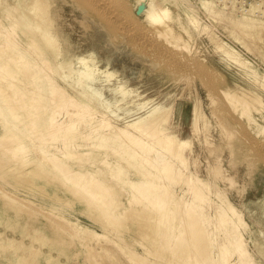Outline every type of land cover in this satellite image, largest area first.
Segmentation results:
<instances>
[{
    "label": "bare ground",
    "instance_id": "obj_1",
    "mask_svg": "<svg viewBox=\"0 0 264 264\" xmlns=\"http://www.w3.org/2000/svg\"><path fill=\"white\" fill-rule=\"evenodd\" d=\"M72 3L73 9H71L70 12L73 13L74 16L71 19H66L64 15L58 12V9L53 11L49 8L50 3L48 0H19L21 8L25 10L26 14L35 19L34 24L37 26L36 32H31V34L28 30H22L30 47H37V50L40 49L42 52L52 49V47L60 51L61 59L58 60L55 55H53V59L56 62V66L61 68L64 78L66 77V79H63L65 80L63 82L65 85L63 86L62 84H58L54 77L49 76L50 70L54 69V66L46 57L41 58L40 62L42 67H39L38 63H36L38 71H42V77H44V79L46 78L45 81L41 80L43 82L40 83L38 81L42 77L40 75L37 76L35 71H31L30 66L27 65L31 61L24 55H14L15 50L19 49L21 45L20 42L16 40V23H14L10 29L7 28L4 33L1 32L2 43H0V50L6 55L4 60V65L7 67L6 76L9 82H12V94L17 95L15 97L17 100L15 99L14 103H18L15 105L12 104L11 100L13 98L11 99L10 92H8L10 90H5L0 85V94L3 96L2 99L4 102V105L0 106V114L3 116L4 120H6V124L12 129L19 128L20 126L15 120L20 118L24 120L26 115H35L37 112H32V109L34 107H43L41 115L32 118L30 123L31 127L41 124L48 130V135H39L40 142H44V148L45 144L47 145L46 149L41 153L43 162L51 163L54 168L61 170L65 174V179L62 180V182L70 183V189L76 194H85L88 201L98 202L99 206L103 207V209L109 213L108 219L112 220V223L118 224L117 226L123 223L119 212L118 215L114 212V210H117L122 204L121 201L123 196L121 182L128 183L129 186H131V190L133 188L136 192L127 197L131 202L127 201L129 205L131 206L133 203L141 205V199H145V202L143 206L137 207L136 209L125 208L124 211L122 210V214L124 215V213L131 212L133 217L137 219L136 221L139 220V225L141 222V225L138 227L140 228L139 232L147 236V238L149 235H152L153 239L160 240L161 249L166 240L169 242V230L174 227L176 222H181L180 231H177L179 235H176L177 238H175L174 243L171 245L172 252L174 253L173 255L170 254V256H173V258L178 256V259L175 261L184 258L192 262L195 261L197 264L247 263L249 260V253L243 239V233L237 230L239 223H231L230 219H232V217L229 215V211H231L232 214H236L235 217H239L240 224H245L244 219L231 203H228L229 210H225L221 205L217 206L218 209L216 207L217 212L215 215L218 219L217 227L224 230L227 233V237L219 245L222 258L217 260L211 256L213 242L210 232L207 229V219L210 215L209 211L211 206L209 198L203 189L205 188L204 186L208 189L209 183L204 181L197 174L192 177V183L194 185L192 184L193 187H190L191 200L189 204H187V209L183 214L179 213L178 215V211H181L179 210L180 204L178 206V203L173 201L175 185L184 175L181 163H188L187 159L189 156L186 151L190 148L188 146L189 141L179 137V130L173 126V123L171 127H163L169 122L170 115L173 111L175 114L179 112L176 105L177 92L176 89L173 88L171 82L173 81L172 79H174L173 76L179 78L185 76L186 79L194 73L201 74L204 70V66L197 63L196 58L191 52L187 53L186 50V52L183 51V48L179 47V41L176 42V40L174 41L171 38L173 37L170 32L171 24L166 19L165 11L157 6H153L149 12V21L151 25L142 26L140 23H137V20H134L128 15L127 11L122 6V2L119 3L117 0H72ZM201 3L203 8L207 10L209 14L213 15L212 17H216L218 21H222L225 28L232 29L238 35L247 33L251 39L259 37L262 26L257 25L254 18L235 16L232 14L233 12L231 10L223 12L222 9L219 10L216 8L215 3L213 4L211 0H202ZM141 9L144 8L142 7ZM240 13H242V11H240ZM245 13L246 12L242 15H247V13ZM193 20V22L196 21L194 18ZM213 20L216 21L217 19L213 18ZM191 24L193 23L191 22ZM38 39H40V41ZM64 42L65 45H63ZM10 63H16L14 67L17 65L19 67L20 65L18 63H22V67L19 68L23 72L20 78L22 84L28 86V88L21 93H17L14 87V84L18 81V74ZM101 72L105 80L113 85L120 84L122 86L124 84H130L133 87L139 88L138 90H142L141 92L149 96L150 99L156 100L155 105L139 116L141 118L139 119L140 121H130L124 127L114 126L109 119H102L103 121H107V123L104 121L105 125H103L105 127H102L105 131L100 133V138L96 139L95 142L94 138L93 141L89 143L90 146L92 145L94 147L89 148L87 152L65 150L62 157L51 153L48 144L53 143L59 133L65 136L66 144H68L71 140H69L67 136L72 134L76 136L80 131L83 133L84 130H81L82 127L90 125L91 129L86 134L87 136H92L95 130L101 128L93 125L92 120L95 117L92 112L86 109L83 110L79 107L70 91L71 89H76V86L79 85L85 88L88 87L98 78V74ZM204 74H207V72ZM204 74H202V76ZM203 78L205 79L204 76L202 79ZM210 79H207L206 83L208 90L212 93L211 95L215 96L213 102L216 104L215 112L217 115L214 114L220 119L221 125L229 126L235 119L232 115V108L224 103L225 100L222 97L219 98V93L214 88ZM222 94L226 97V100L227 98L230 100L229 102H231V107L234 108L233 110H239L236 104L240 102V112L244 115L247 113L246 109L249 105V101L246 97L226 90H222ZM26 95L31 96L27 98V100H29L34 107H30L28 103H26ZM47 97H51V102H54V104L48 114L42 117L44 112H47L48 109L46 105L36 102L40 98L45 99ZM9 98L11 100H9ZM87 98L89 101L91 100L90 96H87ZM117 98L118 97H115L116 101ZM211 99L212 98H210V101ZM255 99L257 100L258 98ZM256 100L254 101L256 102ZM19 107L24 108L25 111L18 113L16 109H19ZM64 108L65 115L63 116L64 118L60 120L58 115H61V110ZM194 110L195 121H197V119L202 116V113L197 104ZM140 114L139 112L138 115ZM247 116L249 119L252 118L249 112ZM195 121L194 124L196 125ZM205 124L207 126V122H205ZM130 126H135V128L140 131V135L134 134V132L128 128ZM108 127H114V129L107 130L106 128ZM29 130L31 131L30 128ZM239 131L242 133V130ZM231 135L233 136V134ZM245 137L244 135L243 138ZM145 139H148L149 143H147ZM250 140H252V138ZM263 142H257V140L249 142L248 140L246 143L243 139L239 138L232 141L229 147L231 154L235 155L236 158L244 157L247 151L259 152L264 156ZM208 144L210 146L212 143ZM102 148H104L107 155L99 150ZM23 149L24 145L18 142L16 134L6 131L0 136V176L4 179L12 178L13 185H22L28 193H38L42 195L44 199H47V204L50 203L51 208L58 209L60 204H57V202L62 203L65 201L62 196L57 191L50 192L46 185L36 183L27 175V172H24V164H17L19 160L23 159V156H20V150L23 151ZM7 153L11 155L5 157L4 154ZM110 154L114 156H109ZM11 157L15 160L10 164L9 159H11ZM72 157L77 159H73V161L79 162L77 166L78 168L80 166V169L75 170L72 164L68 163L67 158L70 159ZM92 158L99 159L100 164L104 163L103 165H106V167L95 169L96 171H90L88 167L83 168L87 163L86 161L92 160V162H94ZM70 160L72 161V159ZM206 167L208 168V172L212 171L215 176L220 175L224 180H230V183L233 182V176L222 175L221 165H219L217 161ZM132 172L138 177H132ZM188 177L189 176L185 175L186 182ZM4 182L10 183L7 182V180ZM186 182L183 183L185 184ZM18 183L20 185H18ZM0 187L4 189V192L7 191L3 185L0 184ZM1 188L0 191L3 190ZM8 193V196L14 198V195ZM81 194H79V196H81ZM74 196L76 195L74 194ZM20 199L21 198H17V200H19L18 202H20ZM21 201L22 203L14 205L16 209L29 213L33 219L37 218V216H35L36 212L33 210H36L37 207L33 208V205L30 206V201ZM52 201H55L56 204H53ZM138 201L140 202L138 203ZM178 201L181 202L183 200ZM186 203L187 202L183 204ZM64 204H67V202ZM183 207L186 208V206ZM253 210L255 211V209ZM259 212V214L255 212L253 219L261 227L264 235V206ZM48 214L51 215V219L48 216V221L45 222V224H43L42 220L40 223L50 232L56 233V236L49 235L41 240L37 237L39 242L38 245L34 243L33 245H25L23 238L17 239L15 249L17 252L22 253L23 258L21 264H42L43 262L45 264H67V261L62 259L60 255L61 252L57 249L58 244L56 240L58 239V242H65L60 243L64 246L70 245L71 240L68 239L67 235H81L79 232L80 230L78 231L71 224L68 225L65 220L60 218L56 220V217H53L51 213ZM127 214L129 215V213ZM124 216L122 218L127 217ZM87 217L90 218L88 215ZM90 219L93 220V218ZM34 231L37 232L38 235L44 233L40 229H36V225H34ZM52 232L51 234H53ZM84 233H86V236H83L80 240L82 244L89 247V249L87 248L88 251L91 250L88 256L89 264H110L108 258L116 255V252L112 250L114 247L112 248L107 245L109 248H112V252L105 246L106 243H97L100 246L94 248L92 241L95 240L98 234L89 230H85ZM31 239L34 240L35 238ZM121 242L124 241L121 239ZM43 245H46L47 248L44 249L42 247ZM0 246L1 248L5 247L3 244ZM126 248L127 247H125V250ZM117 249L118 248H116V250ZM258 251L262 255L261 259L264 262V236L262 245L259 246ZM160 252L161 250L158 253ZM0 253H2V251ZM112 253L114 254L112 255ZM162 253L163 252H161V254ZM117 254L119 255L121 253ZM234 254H236L237 259L232 262L230 258ZM130 256V258L137 260L139 264H147L135 253H131ZM119 257L120 256L117 258ZM117 260L116 262H118ZM123 262L124 261L121 263L120 261L121 264H123ZM0 264L11 263H9V259L5 257L0 261Z\"/></svg>",
    "mask_w": 264,
    "mask_h": 264
},
{
    "label": "rangeland",
    "instance_id": "obj_2",
    "mask_svg": "<svg viewBox=\"0 0 264 264\" xmlns=\"http://www.w3.org/2000/svg\"><path fill=\"white\" fill-rule=\"evenodd\" d=\"M48 1L50 3L49 8L53 11L58 9V12L64 15L66 19H71L74 16L73 13L70 12V10L73 9L72 0ZM117 1L119 3L122 2V6L125 8L128 15L134 20H137V23H140L142 26L151 25L149 21V12L153 6H157L164 10L166 19L171 24L170 32L171 36L174 37L171 38L174 41L176 40V42L179 41V47L183 48V51L186 50L187 53L191 52L196 58L197 63L204 66V70L201 74L194 73L189 78H186L189 83L185 79V76H181V79L177 76H173L174 79H172L173 81L171 83L177 92L176 105L179 112L175 114L173 111L170 115L169 122L163 126L164 128L168 126L171 127V124L173 123V126L179 130V137L189 141L188 146L190 149L186 151L189 156L187 159L188 163H181L184 175L180 181L176 183L174 189L175 195L173 197V201L177 202L178 206L180 204L179 210H181L180 212L178 211V215L179 213L183 214V212L187 209V204H189L191 200L190 187H193L194 185L192 183V177L197 174L204 181L209 183L208 189L206 186H204L205 188L203 189L209 198L211 206L209 211L210 215L207 219V229L210 232L213 242L211 256L217 260L222 258V252L219 245L227 237V233L217 227L218 219L215 215L217 212L216 207L221 205V207L225 210H229L228 203H231L242 215L245 223L240 224L239 217H235L236 214H232L231 211H229V215L232 217V219H230L231 223H239L237 230L242 231L243 239L249 253L248 262L240 264H264L261 259L262 255L258 251L259 246L262 245L264 235L261 227L253 219L255 212L256 214H259V211H261L264 206V156H262L259 152L247 151V154L244 157L236 158L235 155L231 154L229 147L232 141L239 138L243 139L246 143L248 140L249 142H254L256 140L257 142L264 141V3H262L264 0H246L248 4L245 8H241L239 3L235 0L231 3L227 0H225L224 3H220V0H211L213 4L215 3L216 8L219 10L222 9L223 12L231 10L233 13L231 11L229 12L235 16L238 15V17L254 18L255 22H257L256 24L262 26L260 35L256 39H251L247 33L238 35L232 29L225 28L222 21H218V18L212 17L213 15L209 14V12L203 8L201 3L202 0ZM142 7L144 9H141ZM240 11H242V13H240ZM244 12H246L247 15H242ZM192 17L196 20L195 22H193L194 20ZM213 18L217 20L215 21ZM34 20V18L26 14L25 10L21 8L19 0H0V43H2L1 32L4 33L7 28L10 29L12 25L16 23V40H18L21 45L19 49L15 50L14 55L26 56V58L31 61L27 64L30 66V70L35 71V74H37V76L40 75L41 77L43 76V72L38 71L36 63H38L39 67H42L40 62L41 58L46 57L54 66V69L50 70L49 76L54 77L58 84H62L63 86L65 85L63 83L65 80L63 79H66V77L64 78L61 68L56 66V62L53 59V55H55L58 60L61 59L60 51L52 47V49L45 50L43 53L40 49L37 50V47L32 48L28 44L25 35L22 33V30H28L30 34L31 32H36L37 26L34 24ZM191 22L196 26L191 24ZM38 40L40 41V39ZM63 45H65V42ZM5 57L6 55L0 50V85L3 89L10 90L8 92H10L11 99H13L11 100L9 98V100H11L12 104L15 105L18 104L14 103L17 95L12 94V82H9L8 77L6 76L7 67L4 65ZM18 64L20 65L19 67L18 65L14 67L16 63H10V65L15 69V72L18 74V81L14 84V87L16 88L17 93H21L27 89L28 86H25L21 82L20 76H22L23 72L19 68L22 67V63ZM205 72H207V74H204ZM202 74H204V80L202 79ZM205 75L209 76L206 78ZM45 79L42 77L40 80L38 79V82L41 83L43 82L41 80L45 81ZM207 79L212 81L214 88L219 93V98L222 97L225 100L224 103L232 108V115L235 119L229 126L221 125L220 119L216 116V104L213 102V98H215V96L211 95L212 93L208 90L206 83ZM138 89L139 88L133 87L130 84H124L122 86L120 84L113 85L105 80L102 72L98 74V78L88 87L85 88L84 86L79 85L76 86V89H71V94L77 101L78 106L83 110L86 109L87 111L92 112L95 117L92 120L93 125L101 128H99V130H95L92 136H87L86 134L91 129L90 125L82 127L81 130H84L83 133L80 131L76 136H73V134L67 136V138L71 140L68 144H66L65 136L59 133L53 143L48 144L50 152L60 157L64 155L65 150L87 152L89 148L94 147L92 145L90 146L89 143L92 142L94 138L95 142L96 139L100 138V133L105 131L102 128L105 127V120L103 121L102 119H109L114 126L120 127L126 126L130 121L138 122L137 120L141 119L139 116L145 113V111L149 108H152L156 102L155 99H150L149 96H146L145 93L141 92L142 90ZM222 90L234 92L238 95L246 97L249 101V105L246 110L247 113H250L252 118L249 119L247 113L244 115L240 112V102L239 104H236L239 110H233L234 108L231 107L232 104L229 102L230 100L228 98L227 100L225 99L226 97L223 96ZM87 96H90V101ZM30 97V95H26V103H28L30 107H34L31 105V102L27 100V98ZM115 97H118L117 101L115 100ZM2 98L3 96L0 94V106L4 105ZM210 98H212L211 101ZM255 98L258 99L256 100ZM254 100H256V102ZM51 101V97H47L45 99L40 98L37 100L36 103L44 104L48 109L47 112H44L42 117L46 116L51 110L54 104V102L52 103ZM196 104L202 113V116H200L197 121H195L194 110ZM16 110L18 113L25 111L22 107H19V109ZM32 112L37 113L35 115L31 114L30 116L26 115V118H23L24 120L21 118L15 120V122L20 126L16 129L10 128L6 124V120H4L3 116L0 114V136L6 131L16 134L18 142L24 145L23 151L20 150V156H23L24 161L21 159L17 164H24V172H27V175L30 178H32L36 183L46 185L50 192L57 191L65 201L62 203L57 202V204H60L58 209H53L50 207V203L47 204V199H44L42 195L38 193H28L19 183L18 185L20 186L13 185L12 178L4 179L0 176V184L7 189V191L5 190L6 192H4V189L0 187L3 189L0 191V245L3 244L5 246L3 248L0 246V252L2 251V253H0V261L7 257L9 259V263L11 264L22 263V253L17 252L15 249L17 239L23 238L25 245H33V243L38 245L39 242L37 237L41 240L46 238V236L55 235L56 233L51 231L53 233L51 234V232L44 228V225L40 223L42 220L43 224H45V222L48 221V216L51 219V215L48 214L51 213L53 217H56V220L57 218L65 220L68 225L71 224L75 229L78 231L80 230L79 232L81 233V235L66 234L68 239L71 240L70 245L64 246L60 243L65 242H58V239L56 240V243L58 244L57 249L61 252L60 255L63 260L67 261V264H89L88 256L90 255L89 253L91 250L88 251L87 248L89 249V247L82 244L80 240L83 236H86V233H84L85 230L98 234L95 237V240L92 241L94 248L100 246L98 244L106 243L105 246L108 245L112 248L114 247L112 249L107 246L111 252L113 250V252H116V255H118L117 253H121L118 255L120 256V260L117 258L118 256L113 255L114 253H112L114 257L110 255L111 257L108 258L110 261L107 259L110 264H121L122 261H124L123 264H139L137 260L130 258L131 253H135L137 256H140V258H142L147 264H197L195 261H193L195 262L193 263L191 260L184 258L179 259V261H175L178 259V256H176V258L170 256V254L173 255L174 253L172 252L171 245L174 243L175 238L179 235L177 231H180L181 222H176V226L174 225V227L169 230V242L166 240L161 249L160 240L158 241L153 239L152 235H149L147 238V236L139 232L140 228L138 227L141 225V222L139 225V220L136 221L137 219L133 217L131 212H127L130 217L127 213H124L127 217L122 214L125 208L136 209L137 207L143 206V203L145 202V199H141V202L138 201L141 205H137V203H133L131 206L129 205L128 202L130 201L127 197L135 191L133 188L131 190V186H129L128 183L121 182L123 196L121 206L123 205V208L120 206L117 210H114L117 215L119 212L123 221V223L119 226H117L118 224L116 223H112V220L108 219L109 213L106 212L103 207H100L98 202L88 201L85 194L79 193L81 194V196H79V194L74 193V191L69 187L70 183H63L62 180L65 179V174L61 170L54 168L51 163L43 162L41 158V153H43V150L46 149L47 145L45 144L44 148V142H40L41 140L39 139L42 135H48V130L41 124L34 125L33 127L30 126L32 118L40 116L43 112V107H34ZM64 112L65 108L61 110V115H58L60 120L64 118ZM139 112L141 113L140 115H138ZM194 121L196 125L194 124ZM105 122L107 123V121ZM205 122H207V126ZM193 126L196 127L194 128ZM230 126H233L234 128ZM128 128H130L134 134L140 135V131L137 130L135 126H130ZM106 129L112 130L114 127H108ZM239 130H242V133ZM231 134H233V136ZM244 135L246 136L245 138H243ZM251 138L252 140H250ZM145 141L149 143L148 139H145ZM207 142L212 144L209 146ZM99 150L107 155L104 148ZM4 155L5 157H9L11 154L7 153ZM112 155L110 154L109 156ZM12 158L13 157L9 159L10 164L15 160ZM67 159L68 163L72 164L75 170L80 169V166L79 168L77 166L79 165V162L73 161L74 157L70 158L72 161L69 158ZM96 159H93L94 162H92V160L86 161L87 163L83 168L88 167L90 171H94L95 169L97 170L99 168L106 167V165H103V162H101L103 164H100V160L97 159V161ZM215 161L221 165L222 175L234 177L232 179L233 182H231L232 185L230 180H224V178L220 175L215 176L212 171L208 172V168L206 166L214 164ZM185 175L189 176L187 182L185 180ZM131 176L135 178L138 177L133 172L131 173ZM2 179L4 181L7 180V182L10 183L8 184ZM183 182L186 183L184 184ZM7 193L14 195V198H12V196H8ZM73 193L76 196H74ZM17 198H21L20 202H18L19 200H17ZM21 200H25L26 202L30 201V206L33 205V208L37 207L36 210L40 209L39 211L33 209L36 212L35 216H37V218L33 219L29 213L16 209L14 205L22 203ZM178 200L183 201L179 202ZM65 202L69 205L64 204ZM185 202L187 203L183 204ZM52 203L56 204L55 201H52ZM183 206H186V208ZM253 209H255V211ZM41 210L44 211L42 212ZM87 215L90 216V218H93V220L87 217ZM123 216L126 218H122ZM34 225H36V229H40L45 234L47 232V234L45 235L43 233L38 235L37 232L34 231ZM31 238L35 239L32 240ZM121 239L124 242H121ZM46 245H43L42 247L45 249L47 248ZM125 247H127L126 250ZM116 248L118 249L116 250ZM158 250H161L163 253H158ZM236 254L230 258V261L233 262L237 259ZM116 260L118 262H116ZM42 264L45 263L43 262Z\"/></svg>",
    "mask_w": 264,
    "mask_h": 264
},
{
    "label": "built area",
    "instance_id": "obj_3",
    "mask_svg": "<svg viewBox=\"0 0 264 264\" xmlns=\"http://www.w3.org/2000/svg\"><path fill=\"white\" fill-rule=\"evenodd\" d=\"M225 0H220V3H224ZM229 3H231L233 0H227ZM239 3L241 8H245L248 4L246 0H235ZM257 1V0H256Z\"/></svg>",
    "mask_w": 264,
    "mask_h": 264
}]
</instances>
